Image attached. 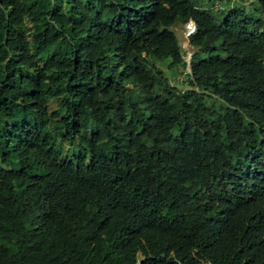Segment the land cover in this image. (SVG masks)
Returning a JSON list of instances; mask_svg holds the SVG:
<instances>
[{"label": "trees", "instance_id": "trees-1", "mask_svg": "<svg viewBox=\"0 0 264 264\" xmlns=\"http://www.w3.org/2000/svg\"><path fill=\"white\" fill-rule=\"evenodd\" d=\"M0 264H264V0H0Z\"/></svg>", "mask_w": 264, "mask_h": 264}, {"label": "rangeland", "instance_id": "rangeland-1", "mask_svg": "<svg viewBox=\"0 0 264 264\" xmlns=\"http://www.w3.org/2000/svg\"><path fill=\"white\" fill-rule=\"evenodd\" d=\"M176 32H177V35H178V37L180 38V36H181V28H177L176 29ZM179 42H180V44H182L183 46H185V48H187L186 46L188 45V44H186V45H184L185 43H186V41H182V38L179 40ZM184 43V44H183ZM181 45V46H182ZM182 46V48H183V50L185 49L184 47ZM186 50H184V52H183V60L185 61V68H184V70H182L181 72H177L176 73V75H175V77L173 78V77H171L170 78V82H171V84H174V85H176V86H178V88L179 89H184L185 88V84H184V80H185V74H184V72L187 70V68H188V63H187V61L189 60V58H188V53L187 52H185ZM164 62V64H167V60H164L163 61ZM177 67H173V69H176ZM167 70V74H168V76H173V75H171L170 74V70H168V69H166ZM56 106H57V101H56V99H50L49 101H48V103H47V109H48V111L50 112V111H52V110H54L55 108H56Z\"/></svg>", "mask_w": 264, "mask_h": 264}, {"label": "built area", "instance_id": "built-area-1", "mask_svg": "<svg viewBox=\"0 0 264 264\" xmlns=\"http://www.w3.org/2000/svg\"><path fill=\"white\" fill-rule=\"evenodd\" d=\"M195 28H196V24L190 18L183 24V29H182V32H181V38H182V41H186L185 44L183 43L184 45L188 44V38L195 32ZM183 47L185 48V46H183ZM186 47L187 48H185V50L188 53V58L190 60V56H191L192 52H191L190 48L188 47V45ZM189 60L187 61L188 68H187V70L185 72H188L189 74H191L190 65H189L190 61Z\"/></svg>", "mask_w": 264, "mask_h": 264}]
</instances>
